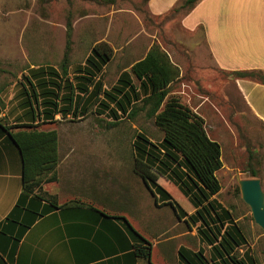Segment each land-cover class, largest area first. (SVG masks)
<instances>
[{"label":"rangeland","instance_id":"1","mask_svg":"<svg viewBox=\"0 0 264 264\" xmlns=\"http://www.w3.org/2000/svg\"><path fill=\"white\" fill-rule=\"evenodd\" d=\"M72 19L71 62L82 63L92 47L101 41L115 52L102 79L111 88L120 75L143 58L153 44L167 51L181 69L170 94L199 113L210 137L222 146V168L217 176L222 189L215 197L230 208L243 225L249 247L264 264V229L254 220L243 200L239 178H253L257 171L264 189V122L247 104L239 80L232 71L215 64L203 27H185L183 12L156 16L146 0H0V87L6 104L3 115L14 106L16 81L29 69L51 65L59 67L68 40V19ZM40 127L59 134L58 181L45 185V191L63 200L83 199L127 215L148 239L161 240L165 231L185 232L181 242L198 250L204 247L197 230H188L170 207H158L141 177L133 170V141L144 132L160 141L162 132L144 114L108 127L98 115L80 120L69 116ZM107 121L111 119L105 118ZM53 173L49 174L52 175ZM173 196L188 213L195 211L176 186ZM160 248L154 249L153 264H169ZM208 249V247L205 245Z\"/></svg>","mask_w":264,"mask_h":264},{"label":"trees","instance_id":"2","mask_svg":"<svg viewBox=\"0 0 264 264\" xmlns=\"http://www.w3.org/2000/svg\"><path fill=\"white\" fill-rule=\"evenodd\" d=\"M99 1L114 4L117 0ZM200 1L180 0L165 13L166 17L181 12L186 16ZM67 25V47L59 67L42 65L23 74L16 81L18 91L13 98L16 103L5 115L4 88L0 87V129L21 150L23 174V190L0 227L15 224L23 235L38 218L57 209L83 205L99 217L120 220L128 235L137 241L139 257L153 264V243L127 215L114 213L107 207L100 209L96 203L81 199L60 203L58 195L42 190L44 183L58 180L60 153L58 131L43 130L41 126L58 122L57 115L62 119L71 116L74 121L96 114L108 127H115L125 119L136 120L144 114L162 132V138L155 141L142 131L137 133L133 141V170L151 192L155 204L170 207L188 230H197L204 244L198 250L180 247V264H260L248 245L243 225L215 197L222 189L217 176L223 166L221 144L210 137L199 113L180 97L169 95L172 83L181 76L180 67L169 53L153 44L143 58L107 88L102 74L115 56L113 47L105 41L98 42L84 62L73 65L70 17ZM231 73L264 85L262 70ZM258 175L252 171L253 178ZM173 185L193 205V213H188L173 196L170 190Z\"/></svg>","mask_w":264,"mask_h":264},{"label":"crops","instance_id":"3","mask_svg":"<svg viewBox=\"0 0 264 264\" xmlns=\"http://www.w3.org/2000/svg\"><path fill=\"white\" fill-rule=\"evenodd\" d=\"M179 1L147 0V8L160 16ZM183 22L192 31L203 27L219 69L264 71V0H201L183 17ZM239 83L250 109L264 122V85L250 79ZM47 184L42 185L43 191ZM22 190L20 150L0 129V223ZM58 197L60 203L76 199ZM185 234L168 230L160 241L145 236L153 243L151 259L161 243L166 262L180 264L178 252L186 246L181 242ZM137 246L120 220L99 217L83 205L57 209L38 218L23 235L15 224L0 227V264H150L148 259L139 257Z\"/></svg>","mask_w":264,"mask_h":264},{"label":"water","instance_id":"4","mask_svg":"<svg viewBox=\"0 0 264 264\" xmlns=\"http://www.w3.org/2000/svg\"><path fill=\"white\" fill-rule=\"evenodd\" d=\"M238 182L242 198L250 206L255 222L264 229V189L261 179L239 178Z\"/></svg>","mask_w":264,"mask_h":264}]
</instances>
